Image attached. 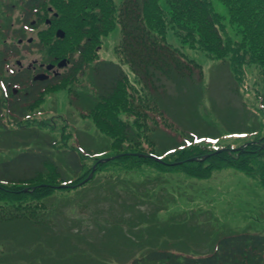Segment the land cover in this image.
Wrapping results in <instances>:
<instances>
[{"label": "rangeland", "instance_id": "rangeland-1", "mask_svg": "<svg viewBox=\"0 0 264 264\" xmlns=\"http://www.w3.org/2000/svg\"><path fill=\"white\" fill-rule=\"evenodd\" d=\"M160 5L167 9L164 1ZM212 8L224 18L225 31L230 38L239 41L241 34L230 24L227 8L218 0H212ZM6 25L12 28L11 21ZM55 29L45 31L42 22L36 33L25 27L24 39L32 38L33 46L24 50V64L47 63L46 44L53 40ZM119 39L120 27L115 24L101 39L96 60L120 63L115 54ZM165 40L201 67L203 79L200 89L195 81L187 78L162 81L165 88L156 95V101L165 110L167 119L179 129L174 131L168 127L170 123H165L147 131L157 153L173 145L175 140L174 144L188 142L182 133L179 137L183 129L188 130L194 142L209 144L210 150L229 148L237 152L245 143L264 138V77L259 76L257 66L244 69L246 77L239 85L233 81L226 65L222 66L203 52L191 49L189 44L181 43L169 28ZM122 68L133 83L128 66L122 64ZM91 79L87 73L72 86L78 92L75 106L86 111L94 106L91 95H87ZM67 86L62 84V90L45 93L31 107L27 119L8 116L3 110L0 161L8 160L12 154L47 149L45 144L52 141L56 142V147H61L64 144L62 129L65 135L71 134L67 148L77 136L74 146L90 149L92 154L99 151L100 154L93 155L94 160L86 162L103 158H109L106 163L114 162L118 154L114 148L127 142L110 133L105 134L96 127L99 121L71 107ZM200 90L204 96L202 102ZM112 112L110 107L100 109L97 118L109 124ZM118 112L116 119L131 126L136 119L143 122L141 111L140 114ZM26 120H31L32 127L18 129L19 125L26 124ZM40 120L46 121L45 127H40ZM135 131L141 132V129L136 127ZM141 140L143 145L144 140ZM127 162L136 168L121 169L112 163L105 167L108 171L113 167L118 169L123 182L100 176L92 189L85 186L83 190L55 194L52 197L56 198L48 199V204L54 201L50 215L52 227L44 225L43 221L38 228L18 221L14 227L5 223L0 225V264H126L131 257L151 249L201 255L210 253L215 241L225 235L240 232L264 235L263 164L256 169L258 175L224 166L210 171L204 179H198L178 167L161 170L149 163ZM159 164L169 165L163 161ZM179 164L181 162L173 166ZM101 172L98 174H105ZM147 177L153 178L152 181L141 184ZM40 230H45L46 236L40 235Z\"/></svg>", "mask_w": 264, "mask_h": 264}, {"label": "trees", "instance_id": "trees-1", "mask_svg": "<svg viewBox=\"0 0 264 264\" xmlns=\"http://www.w3.org/2000/svg\"><path fill=\"white\" fill-rule=\"evenodd\" d=\"M162 1L167 9L160 5ZM218 1L227 8L230 24L235 25L237 33L241 34L239 41L230 38L225 31L224 18L213 11L212 0L26 1L27 11L39 10L41 22L47 16V8L51 7L57 14L45 31L60 29L64 32V38L53 37V40H48L46 58L49 63L66 60L68 66L63 74L37 82V86L33 85L30 90H26L20 100L7 105L4 111L8 116L27 119L31 107L45 93L62 90L61 85L68 84V104L78 113L99 121L96 124L99 130L117 136L127 144L114 148L118 151L114 162L102 163L96 159L95 162H86L94 160L93 155L100 154L99 151L92 154L90 149L74 146L77 136L70 141V148H67L66 142L71 134L65 135V131L61 129V139L64 142L62 148L56 147V142L52 141L45 144L47 149L12 154L8 160L0 161V225L5 223L14 227V223L18 221L38 228L43 221L44 225L52 227L50 215L54 201L50 204L46 201L56 198L52 197L55 194L76 192L83 190L85 186L92 189L100 176L123 182L122 173L116 171L118 169L113 167L108 171L105 168L111 163L127 170L136 168L128 160L149 163L161 170L178 167L188 176L198 179H204L210 171L224 166L259 174L256 172L257 167L260 164L264 166V138L245 143V147L237 152L223 150L215 154L221 149L210 150L209 144L194 142L192 136L188 135V130L183 129L179 137L182 133L188 142L174 144L175 140L173 145L157 153L147 132L157 124L165 123H170L168 127L174 131L179 129L167 119L165 110L156 101V95L165 88L163 80L187 78L195 81L200 89L203 79L201 67L166 42L168 28L181 43L189 44L191 49L203 52L209 59L219 61L222 66L226 65L236 84H242L246 77L244 69L250 65L257 66L259 76L264 77V0ZM115 24L120 27V39L115 48L120 63L96 60L101 39ZM122 64L127 65L131 71L133 83L122 69ZM87 73L92 77L87 85L90 89L87 95H91L94 105L88 111L75 106L78 92L77 88H72L79 83V77H84ZM199 96L202 102L204 96L201 90ZM120 101L122 105L119 104ZM108 107L113 109V116L108 118L109 124H105L97 118V114L100 109ZM200 107H197V115ZM118 111L127 114H140L141 111L144 115L143 122L136 119L134 126H131L128 122L119 121L116 119V115L120 113ZM30 122L31 120H26L25 125L16 127H32ZM45 123V120H40V127H45ZM136 127L141 132L135 131ZM141 139L144 140L143 145ZM136 153L156 155L169 165L154 162L150 157L140 158ZM207 155L209 157L204 162L189 161ZM180 162L181 164L173 166ZM93 170L92 179L83 183ZM101 170L104 175L98 174ZM150 179L153 178L142 179L144 181L141 184L148 180L151 182ZM141 184L138 183L139 186ZM78 209L81 212V208ZM39 233L46 236L45 230H40ZM127 262L126 264H264V235L247 232L225 235L215 241L210 253L201 255L151 249L131 257Z\"/></svg>", "mask_w": 264, "mask_h": 264}, {"label": "flooded vegetation", "instance_id": "flooded-vegetation-1", "mask_svg": "<svg viewBox=\"0 0 264 264\" xmlns=\"http://www.w3.org/2000/svg\"><path fill=\"white\" fill-rule=\"evenodd\" d=\"M26 0H0V105L21 99L26 90L37 82L33 78L43 72L41 64L33 61L24 64V50L33 46L25 44V23L27 29L39 32V10L27 11ZM28 1V0H27ZM45 18L44 21H46ZM11 21V27L7 23ZM40 48V47H39Z\"/></svg>", "mask_w": 264, "mask_h": 264}, {"label": "water", "instance_id": "water-1", "mask_svg": "<svg viewBox=\"0 0 264 264\" xmlns=\"http://www.w3.org/2000/svg\"><path fill=\"white\" fill-rule=\"evenodd\" d=\"M56 37L57 38H63L64 37V34H63V32L62 31H57V33H56ZM58 68H62V67H64L65 66V62L64 61H62V62H60V63H58ZM52 67L53 66H47L46 68H47V70H51L52 69ZM37 79H39V80H44V79H46V76H44V75H41V76H39V77H37ZM155 160H157L158 161V159L157 158H154ZM108 161V159H105V160H101V162H107ZM92 176V173H91V175H90V177ZM89 177V178H90Z\"/></svg>", "mask_w": 264, "mask_h": 264}]
</instances>
